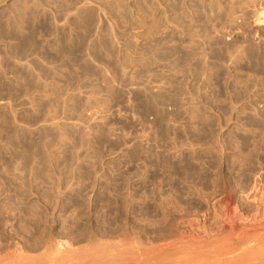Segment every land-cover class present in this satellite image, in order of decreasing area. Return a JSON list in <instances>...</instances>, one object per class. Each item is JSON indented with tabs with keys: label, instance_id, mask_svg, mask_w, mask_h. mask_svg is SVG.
Segmentation results:
<instances>
[{
	"label": "rangeland",
	"instance_id": "374dc122",
	"mask_svg": "<svg viewBox=\"0 0 264 264\" xmlns=\"http://www.w3.org/2000/svg\"><path fill=\"white\" fill-rule=\"evenodd\" d=\"M262 11L0 0V255L36 221L87 238L171 230L212 190L264 178Z\"/></svg>",
	"mask_w": 264,
	"mask_h": 264
},
{
	"label": "bare ground",
	"instance_id": "6f19581e",
	"mask_svg": "<svg viewBox=\"0 0 264 264\" xmlns=\"http://www.w3.org/2000/svg\"><path fill=\"white\" fill-rule=\"evenodd\" d=\"M259 15L256 22L263 24L264 11ZM259 178L260 183L255 178L254 183L239 189L207 192L206 198L213 197L215 202L197 212L180 214L171 230L157 225L145 233L137 227L134 231L132 220L133 227L127 229L130 225L127 223L121 233L108 230L117 235L97 238L99 235L88 232L96 237L89 240L87 233L73 225H62L58 230L47 223H29L30 227L22 235L13 229L20 235L16 240L13 237L16 241L13 252L0 255V264H264V178L261 175Z\"/></svg>",
	"mask_w": 264,
	"mask_h": 264
}]
</instances>
